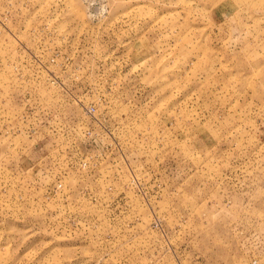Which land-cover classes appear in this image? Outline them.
I'll use <instances>...</instances> for the list:
<instances>
[{
    "label": "rangeland",
    "instance_id": "rangeland-1",
    "mask_svg": "<svg viewBox=\"0 0 264 264\" xmlns=\"http://www.w3.org/2000/svg\"><path fill=\"white\" fill-rule=\"evenodd\" d=\"M0 264H264V0H0Z\"/></svg>",
    "mask_w": 264,
    "mask_h": 264
},
{
    "label": "built area",
    "instance_id": "built-area-1",
    "mask_svg": "<svg viewBox=\"0 0 264 264\" xmlns=\"http://www.w3.org/2000/svg\"><path fill=\"white\" fill-rule=\"evenodd\" d=\"M88 111H89V113H90V114H92V115H93V114H94V112H95V109H94V108H89V110H88Z\"/></svg>",
    "mask_w": 264,
    "mask_h": 264
}]
</instances>
